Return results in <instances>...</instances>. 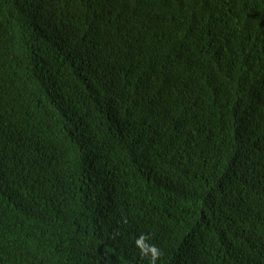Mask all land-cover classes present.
<instances>
[{
	"label": "trees",
	"instance_id": "trees-1",
	"mask_svg": "<svg viewBox=\"0 0 264 264\" xmlns=\"http://www.w3.org/2000/svg\"><path fill=\"white\" fill-rule=\"evenodd\" d=\"M0 264H264V0H0Z\"/></svg>",
	"mask_w": 264,
	"mask_h": 264
}]
</instances>
